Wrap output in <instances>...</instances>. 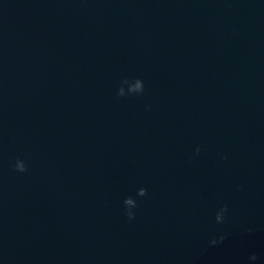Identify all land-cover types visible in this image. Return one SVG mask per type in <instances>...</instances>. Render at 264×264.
Returning a JSON list of instances; mask_svg holds the SVG:
<instances>
[{"label":"water","instance_id":"water-1","mask_svg":"<svg viewBox=\"0 0 264 264\" xmlns=\"http://www.w3.org/2000/svg\"><path fill=\"white\" fill-rule=\"evenodd\" d=\"M0 264H264V0H0Z\"/></svg>","mask_w":264,"mask_h":264}]
</instances>
